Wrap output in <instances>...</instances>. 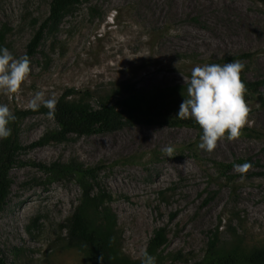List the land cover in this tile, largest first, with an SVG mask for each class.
Wrapping results in <instances>:
<instances>
[{
	"label": "rangeland",
	"instance_id": "374dc122",
	"mask_svg": "<svg viewBox=\"0 0 264 264\" xmlns=\"http://www.w3.org/2000/svg\"><path fill=\"white\" fill-rule=\"evenodd\" d=\"M52 0H0V35L17 58L50 13ZM253 53L241 60L249 80H264V1L258 0H83L44 33L30 59L32 72L19 94L0 95V104L29 109L37 91L58 99L75 88L88 91L91 103L116 101L120 83L153 90L185 84L197 65ZM223 65V64H222ZM264 96V87L261 89ZM250 126L263 137L224 139L209 153L199 149L192 127L134 126L63 143L30 148L11 171L12 192L0 213V251L8 264H93L77 248L66 246L67 219L82 189L74 177L54 180L32 162L75 159L86 166L105 162L100 182L113 194L112 209L122 246L142 260L150 239L166 228L165 254L181 252L190 263L204 256L208 240L223 219L221 239L232 240L230 226L245 242H264V104L258 94L245 97ZM57 123L34 114L22 124L24 145L38 141ZM227 135V133H226ZM193 143L192 148H186ZM172 146L173 156L162 149ZM251 158L245 172L223 176L217 163ZM170 257L165 264H190Z\"/></svg>",
	"mask_w": 264,
	"mask_h": 264
},
{
	"label": "trees",
	"instance_id": "16d2710c",
	"mask_svg": "<svg viewBox=\"0 0 264 264\" xmlns=\"http://www.w3.org/2000/svg\"><path fill=\"white\" fill-rule=\"evenodd\" d=\"M83 0H52L50 13L42 22L31 39L26 55L31 59L43 40L44 33L55 32L63 17ZM264 1V0H258ZM5 40L4 33L0 35V47ZM253 53L247 52L218 59V64L231 63L233 60L251 58ZM242 81L247 86L246 96L258 94L262 104L264 96L261 89L264 80H249L242 73ZM187 84L156 88L153 90L137 89L130 82H123L117 86L116 101L103 98L98 106L92 105L88 91L75 88L66 90L57 100L55 121L57 128L48 130L38 141L24 145L20 140L22 124L26 118L34 114H47L48 109L41 105L38 110L15 109L13 112L17 120L9 126L12 136L0 140V213L5 209L12 192L13 180L11 171L21 161L19 154L30 148L44 146L51 143H63L72 135L78 137L93 134L115 132L126 127L167 125L170 127H192L203 134L200 126L192 118L181 119L177 116L179 106L187 98ZM245 96V97H246ZM244 135L261 138L263 133L256 129H245ZM193 143L186 148H192ZM237 163L259 165L251 158L239 159L232 163H217L219 172L232 178L230 172ZM34 166L47 172L52 179L59 180L74 177L82 189V195L73 214L64 225L68 230L66 246L77 248L84 252L93 264H142V260L133 259L123 250L122 232L119 229L117 215L112 209L113 194L100 182L99 173L106 167L105 162L94 166H86L82 162L72 159L69 162H53L51 164L32 162ZM221 217L219 225L210 235L205 254L202 258L190 263V260L179 252L170 254L175 259H185L190 264H264V242L249 245L238 230L230 226L232 240L224 242L221 239ZM168 243L166 228H159L150 239L147 252L156 257V264H165L169 256L165 254ZM103 257L101 260L100 258ZM0 264H8L0 251Z\"/></svg>",
	"mask_w": 264,
	"mask_h": 264
},
{
	"label": "clouds",
	"instance_id": "9594fccd",
	"mask_svg": "<svg viewBox=\"0 0 264 264\" xmlns=\"http://www.w3.org/2000/svg\"><path fill=\"white\" fill-rule=\"evenodd\" d=\"M244 68V62L233 60L223 65H197L191 69L190 78L183 76L188 85L187 98L180 104L177 116L181 119L192 118L200 126L203 134L199 149L211 153L217 148L218 142L239 139L243 135L242 129L251 125V107L245 99L247 86L241 77ZM31 72L27 55L17 58L7 47H0V95L22 92V85L29 80ZM57 103L54 94L46 98L45 91L41 90L33 95L28 106L38 110L43 105L48 109V118L54 120ZM17 119L7 104H0V140L12 136L9 125ZM162 151L172 157L174 148L167 146ZM250 168V163L235 165L236 171L240 173ZM142 264H156V257L145 250Z\"/></svg>",
	"mask_w": 264,
	"mask_h": 264
}]
</instances>
